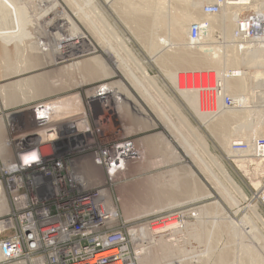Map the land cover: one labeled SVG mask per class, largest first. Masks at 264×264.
Wrapping results in <instances>:
<instances>
[{"label":"rangeland","instance_id":"374dc122","mask_svg":"<svg viewBox=\"0 0 264 264\" xmlns=\"http://www.w3.org/2000/svg\"><path fill=\"white\" fill-rule=\"evenodd\" d=\"M7 1L9 5V11H12L14 9L13 4L16 3V1L22 4L24 2L27 3L25 6L26 11L19 12L21 18L29 16L32 19H39L40 17H42V15L45 16V26L47 27H44V25L41 26L46 30L48 29V32L45 31L44 34L41 33L44 36L39 38L36 34H33V32L36 31V29H34V27L32 26L33 24L24 18V20L28 22V29L25 36L22 37L24 39L19 37V39L21 40L20 42H18V38H14L16 40H14L15 42L12 40L7 41L8 37L10 39V36H6L10 27L3 24L6 31H4V39L2 38V36H0V75L4 68L3 65L5 66V63L8 60V53H10L9 59L13 55H16L14 53L13 55L11 54L14 51L12 49L14 47L13 44H22L23 40V43L26 42V44L24 43L25 46H31L35 42H45L46 49L48 50L50 57H53L55 51H57V48L55 46L56 37L59 36L58 39H60L61 37H64L67 32L72 33V31L74 30L66 23H61V19H64L63 21L67 22L70 18L73 21L74 28L76 27V29L80 30L86 37H88L90 43L95 48L90 50V45L83 44L81 49L86 51L77 54V56H72L71 58L66 57L53 63L51 61L48 62V60L40 54V51L32 49L30 46H28L30 48L29 50H31L35 58H41V63L39 62L37 64L36 62H34V64H36L33 68L28 69L18 75L14 74L5 78H0V122L5 125L8 138L11 139V137L13 136L9 130V126L13 125V120L8 122L6 120V114H10L27 108L31 103L34 102L48 100L54 101L55 99L65 98L67 96H71L72 94L75 95V93L79 90L90 91L95 87H102L105 84L107 85L104 86L106 87V90L103 88L101 89L104 90L103 94L109 89L110 92H106L107 94H104L108 95L104 100L105 105L98 106L107 108L108 116L112 118V112L110 110V107L108 106V103L112 100L110 96L112 92L117 91L119 94H121L119 98L121 99L123 105L122 107L124 114L121 113V117L120 119H117V123L120 127L121 135L124 138H129L133 141V148L130 150L131 153L135 154L133 157L131 156V154H129L128 159L126 160L128 165L133 164V167L132 165H130L129 167L128 165H125L128 168V171H130L128 174L126 173L127 178L118 180L114 179L115 182L111 183L110 186H107L108 188L102 187V189L106 193L103 190L102 192L109 196L111 200L110 204L118 217V213H120L121 222L127 223L132 228H135V226H137V229H139V227L144 225H148L149 227L154 222L164 220L165 216L168 215L169 217H172V215L170 216V214H174L173 219L177 221V228L175 229V232L172 233L173 235H168L165 239H168L173 243L175 252L173 253V256L171 258L166 257L161 259V261L159 262L160 264H168L171 260H174L176 264H213L215 262L210 261H216V259L212 260L211 258H209V255H213L214 253H221L222 251H227V256L225 255L224 257L223 255L224 259L226 260V262L224 260L225 263H223L222 259L223 264H264V240H261L253 231V226L255 225V227L258 228L264 235V228H262L263 226L257 219V216L259 215L264 220V205L261 199L262 197H264V159L255 160L253 158L254 156L251 155L253 153L252 146H250L249 149L250 155L248 154L246 155V157H243L244 155L235 153L231 150H229V152H226V150L223 149L221 144L209 132V130H207V128L203 126V124L201 123L202 121L194 115L191 109L185 106L179 94L172 88L165 76V73L163 71L164 69H162L163 67L160 66V54L158 53L153 55L148 49V41H146L148 37H160L161 39L168 38L164 30L168 26L167 20H169V17L171 16H177V13L182 11V7H185V4L183 2L179 3L178 0H165L164 5L162 3L157 4V1L153 5L152 2L151 6L153 7V12L150 14L149 19L152 20L153 16H155L154 14H158V17L161 21V27L160 29H155L158 24L156 25L154 23L155 27L153 24V27H151L153 30L151 29L150 31H147L148 34H145L146 36L144 35L146 31L142 33L144 35L142 36V40L145 39V41H141L131 33L130 28L128 27L129 25L126 24L125 20L123 19V15H125L124 12L126 10L124 8L126 6L123 4V1L125 0H57L61 9L60 7H58L59 9L57 8V10L53 9L54 12L49 11V15L44 14L47 12V9L49 7L48 5H50L46 2L47 0ZM57 15H60L59 18H54L57 17ZM66 15L68 16V18ZM6 17V14H4L3 10L0 9V18ZM51 19L52 22H56V25L53 24V26L49 23L50 26H48L49 24L47 23L51 21ZM53 30L55 32H58L55 34ZM50 32L55 35L52 36ZM215 35L219 36V38L215 37L214 39L215 42H217L215 44V47L218 49L220 46L218 51L224 53L227 42L224 41V39H222L217 32L215 33ZM99 40H102V43ZM8 42L9 44H7ZM183 42H186L190 47H195L191 46L190 43L186 41L185 37ZM183 42L182 44H184ZM223 42H225L224 45ZM106 46L107 50L109 51V53H112L111 55L113 57L115 56L116 59L122 58L124 60V62H122V65H124V67L129 70L128 72L130 73V75L134 76L137 82L141 84V95L135 87L131 86L129 82L125 80L122 75L123 72L118 71L117 68L111 63L110 57L106 52H104V47ZM3 47L5 48V50ZM109 47L110 49H108ZM7 49H9V51ZM164 50L165 52L170 51V48L167 47V44ZM2 52L4 55L2 54ZM3 56L7 57V59L3 58ZM14 56L12 57L14 58L13 61H16V57ZM97 56L101 57L108 66L112 67L115 74L113 76H107L105 78L87 82V84L79 87L68 89V85H71L73 81L70 77L63 76L66 72L65 67H72L73 65H75L73 63L77 61H82ZM189 68L183 67L179 68L178 70H182L181 72H184L201 70L205 67ZM211 68L215 72L218 71L219 73H227L230 71H234L235 67L231 65H225L223 67H218L219 69L217 67ZM239 69L248 71L250 73L264 72L263 65L258 67H249L245 64H242L239 66ZM143 71L148 73V76L150 75L149 77L151 78V83L148 79H145L143 77ZM75 75L77 76V74ZM30 76H36L37 78H40L38 80H41V78L43 77L42 79H45V81H48L51 85H53V87L56 89V92L47 96L40 97L36 100L26 101L22 104L12 103V105H8L4 103L6 94H8L10 91L12 92L13 90V92L17 91V88L13 86V89L11 85L14 82H17V80L20 81L21 79H27ZM67 79H69L70 82H68ZM77 79L79 80L80 78L77 76ZM117 82L123 83V85H125L130 94L146 111V117L143 115L141 116V114H139L134 109L132 103H126L127 101H125V99L123 100V92L120 91V89L115 85ZM155 83L158 84V86ZM112 87H115V89ZM6 89L10 90L7 91ZM88 94H90V92ZM148 98H150L151 101L153 99L154 100L152 102H149L150 99ZM65 100L68 101L70 99L66 98ZM76 104L77 105H75V107L81 106V98L80 104ZM116 104L120 105V101ZM124 105L126 107H124ZM153 105L157 107L155 108ZM256 105L257 103H255L254 107H256ZM115 106L116 105L114 104V107ZM247 106L251 107L252 105L251 103H249ZM152 108L154 111L152 110ZM159 109L160 111H162V114L159 113ZM165 116L166 119L164 120ZM128 117L132 119V122ZM138 117H141L140 119H144V121L141 120V123ZM183 117L186 118V120H184ZM22 119L23 113L18 116L14 124L18 126L22 122ZM146 119H148V121ZM187 121L191 124L190 126L186 125ZM147 122H152V125H154H151L152 127H147L148 125H145V123L147 124ZM138 125L139 127L141 125L140 129H138ZM171 126L172 128H175V131L171 128ZM192 127L197 128L198 132L195 133L191 131ZM170 130H172L173 132ZM181 135L183 137H181L182 141L179 138ZM235 135L237 134H231L227 136L228 140H244L233 139L235 138ZM158 136L161 140L157 139ZM200 138L204 142H201ZM257 138H264V133L257 135L253 139L251 138L248 144L251 145V142L253 144V141L255 142ZM179 141L183 142V144L188 146V148H192V152L196 151L194 153V155L196 156V162L194 160L192 161L191 157H184V149L182 147L183 144L181 145ZM244 141L247 142L246 139ZM173 152L176 153L178 157H181V159H174L175 161L170 159L169 157H172ZM155 163L162 164L154 165ZM2 166L3 160L0 158V168ZM200 168H202V170ZM191 172L194 174H192ZM119 174H121V172ZM227 174L232 179V182H234V185L229 182ZM81 175L83 177L85 176L83 174ZM191 177L195 178L193 179ZM209 177H211V180ZM194 185L195 187L197 186L198 188H200V193L203 194L204 191V193H210L209 197L193 200L190 199V195H192L195 190ZM178 198H180L179 201ZM6 199L8 202L7 196ZM174 199H177L175 200L176 203L179 202L181 205H175V203H173ZM140 207H142L143 209L144 207H146V209L142 211L145 214H143L141 211L140 214L138 213L137 209L142 210V208ZM133 208L134 210L136 209L135 211L138 214L135 213V211L134 213H130V215L132 214V216H129L131 218H128V221L126 220L127 218L125 219V211L123 209H127V212H129V210H131L130 212H132ZM146 210L149 212H144ZM141 213L143 216L141 215ZM135 214H137L138 216H136ZM133 215L136 216V218L133 219ZM168 218L166 217V219ZM250 231H252L251 233H254L255 235L253 234L252 237H249L248 235H251ZM138 233V230H136V233L134 237L131 238L130 243L131 255L134 256V258H131L132 264H141L139 260L143 255H146L149 250V247L147 245H144V243L142 244V242L140 241ZM207 234L213 235L207 237ZM246 245H249L252 251H248L245 247ZM224 248H226V250H224ZM140 249H143V251L139 254L138 251ZM213 258H215V256ZM0 264L5 263H2L0 261Z\"/></svg>","mask_w":264,"mask_h":264},{"label":"bare ground","instance_id":"6f19581e","mask_svg":"<svg viewBox=\"0 0 264 264\" xmlns=\"http://www.w3.org/2000/svg\"><path fill=\"white\" fill-rule=\"evenodd\" d=\"M156 1L158 2L157 4H160V3H162L163 5L165 4L164 3L165 0H138V1L137 0L136 1L135 0H125V1H123L124 2L123 4L126 6V7L123 6L126 9L124 12L125 15H123L124 16L123 19L125 20V23L129 25L128 27L130 28L131 33L135 37H137L138 40L145 41V39L142 40V36H144L145 34L146 35L148 34L147 31H150L152 29L151 27H153L152 25L154 23L156 25L158 24L155 29H160V27H161V21L158 17V14H154L155 16H153L152 20L149 19L150 14L153 12V7L151 6V3L153 2V5H154V3H156ZM178 1H179V3L183 2L185 4L184 5L185 7H182L183 8L182 11L178 12L177 16H174V17L171 16V17H169V20H167L168 26L164 30H165V32L167 34L166 36H168V38L161 39L160 37L159 38L150 37L151 38L150 39L148 37L146 39V41H148V44H147L148 49L153 55L158 54V53L160 54L159 55L160 56L159 57L160 58V62H159L160 66L163 67L162 69H164L163 71L165 73L167 80L169 81L172 88L179 94V96L183 100L185 106L187 108L191 109L193 111L194 115L202 121L201 123L203 124V126L205 128H207V130H209V132L216 138V140L221 144V146L223 147L224 150H226V152H229V150L233 151L231 148V142L232 141L228 140L227 136H229L231 134H237V135H235V138H233L234 136L232 138L233 139H244V140L246 139V141L248 143V142H250L251 138L253 139L257 135L264 133V72L263 73H259V72H251L250 73L248 71H244L242 69H239V66L242 64H245L249 67H255V66L258 67L261 65L264 66V44L257 41V40L244 41L242 39H237V41H236V37L234 36V29H235L234 16L235 15L231 14L230 12L226 11L225 9L222 11V13L217 14V15H211V16L203 15L201 12V6L203 5V3L211 1V0H178ZM46 2L50 5H48L49 7L47 9V12L44 14L49 15L48 14L49 11L54 12L53 9L57 10V8L60 7L57 0H47ZM26 4L27 3H25V2L22 4V3L16 1V3L13 4L14 9L12 11H9L8 10L9 9L8 1L7 0H0V9H2L3 13L6 14V16H7L6 18H0V36H2V38L5 37L4 31H6V30L4 29V25H3V24H5V25L10 27V29L8 30V33L6 35V36H10V39L8 37L7 41H10V40L14 41L15 40L14 38H18V40H19L18 42H20L21 40L19 39V37H21V38L24 37L26 34V31L28 29V24H27L28 22H26L24 20V18L33 24L32 26L34 27V29H36V31L33 32V34H36L39 38L44 36L43 34L45 33V31L48 32L47 31L48 29L46 30L42 27L43 25H44V27H47V26H45V21H46L45 16L42 15V17H40L39 19H32L29 16H25L24 18H21V15L19 12L26 11V9H25ZM60 9H61V7H60ZM151 9H152V11H151ZM59 16L60 15H57V17H54V18H59ZM67 18H68V16H67ZM65 19H66V17H65ZM63 20L64 19H61L60 22L66 23L67 25H69L71 28L74 29L72 31L73 34L70 32H67V34H65V36L61 37L60 39H58L59 36L56 37L55 46L57 48V51H55L53 57H50V54H49L48 50L46 49L45 42H42V43L35 42L31 46L27 44L32 49L40 51V54L43 57H45L48 60V62L51 61L54 63L55 61L57 62V60L64 59L66 57L71 58L72 56H77V54H80L81 52L86 51V50L81 49L83 44L90 45L91 46L90 50L95 49L92 46V44L90 43L88 37H86L80 30L76 29V27L74 28L73 21L70 18H69V21H67V22H64ZM194 21H207V23H208V27H207V30L205 33L204 43L202 45H198V47H196V46L190 47L186 42L185 43L183 42L184 37H185L186 41L189 42L188 29L190 27V24ZM49 23L51 25H53V24L56 25V22H52V19L47 24H49ZM50 24L48 26H50ZM155 24H154V27H155ZM59 27H60V25H59ZM37 29H39V30H37ZM53 31H52V33H53ZM57 32H55V34ZM156 32H158V31H156ZM216 32L220 35V37L222 39H224V41L227 42L226 46H225L226 49H225L224 53L218 51L220 46L218 49L215 47V44L217 42H215L214 39H215V37L219 38V36L215 35ZM41 33H43V34H41ZM142 33H144V35ZM55 34H52V36H54ZM14 36H16V37H14ZM22 39H24V38H22ZM5 40H6V38H5ZM102 40L101 41L99 40V41L102 43ZM23 41H22V44L19 43V45L13 44L14 47L12 46L13 47L12 49L14 51L11 54L12 55H13V53L16 54L15 56L13 55L14 57H16V59H15L16 61H13L14 60V58H12L13 56L10 57V59H9L10 53H8L9 55L7 54L8 60L7 61L5 60L6 63H5V66L3 65L4 68H3V71L0 75V78H2V77L5 78V77H8V76L14 75V74L18 75V74H20V73H22L28 69L33 68L36 63L38 64L41 61L40 57H37V58L34 57L31 50H29L30 48L28 46L24 45V43L26 44V42L23 43ZM27 42H29V41H27ZM182 42L184 44H182ZM224 43L225 42H223V45H224ZM7 44H9V42ZM154 44H155V46H154ZM166 44H167V47L170 48L169 52H165V50H164ZM5 45H6V43H5ZM108 49H110V47ZM4 50H5V48H4ZM7 50L9 51V49H7ZM104 50H105L104 52H106L107 55L110 57L111 63L117 68V70L123 72L122 75L125 78V80L127 82H129V84L131 86L135 87L138 92H140L141 91V84L139 82H137V80L134 78V76L130 75V73L128 72L129 70H127L126 67H124V65H122V62H124V60L122 58L116 59L115 56L113 57L111 55L112 53H109V51L107 50V46L104 47ZM195 50H197V51H195ZM4 53H6V52H4ZM2 54H3V52H2ZM7 57L3 56V58H6V59H7ZM12 62H14V63H12ZM34 62H36V63L34 64ZM73 64H75V65H73L72 67L71 66L65 67L66 72L63 75L64 77H70L73 81V83L71 85H68V87H67L68 89H71L73 87H79V86H82L84 84H87V82H91V81H94L97 79L105 78L107 76H113L115 74L112 67L108 66L106 64V62L101 57H98V56L92 57L90 59L82 60V61H77ZM225 65L234 66L235 67L234 71H230L227 73L226 72L219 73L217 71L216 75L218 76V79L221 83V86H223L224 92L229 94L233 98L234 102L237 104V107L233 108V109H224L223 108L219 113H217L216 115H213L212 112H206V110H204L203 108H201L199 106L197 94L194 91H189V90H186V88H184V78H185L184 74H186L187 72H196V71H210V70L214 71L211 67H217L218 68V67H223ZM183 67H188V68L189 67H192V68L205 67V68H202L201 70L184 71V72H181L182 70H178L179 68H183ZM72 73L77 74V76L80 79L78 80L77 76L75 74H72ZM149 76H148V73L143 71V77L145 79H148L151 83V78ZM37 77H38V75H37ZM37 77L36 76L31 77L30 76L27 79H21L20 81L17 80V82H14L11 86L12 87L14 86L15 88H17V91L13 92L14 91L13 90L12 92L10 91L8 94H6L4 103H6L8 105L9 104L12 105V103H21L22 104L26 101L36 100V99H39L40 97L47 96L49 94L56 92V89L53 87V85H51L48 81H45V79H42L43 77L41 78V80H38L40 78H37ZM67 80H68V82H70L69 79H67ZM120 82H117L115 85L117 88L120 89V91L123 92V96H124L123 100L125 99V101H127L126 103H128V102L132 103L134 106V109L139 114H141V116L143 115L146 117L147 114H146V111L144 110V108L142 106H140L139 102L130 94L129 90L125 87V85H123V83H120ZM196 82L198 83V79L196 80ZM156 85L158 86V84H156ZM104 86H107V85L104 84ZM104 86L95 87L90 91L89 90H87V91L79 90L75 93V95L72 94L71 96H67L65 98L55 99L54 101L53 100L46 101L45 102L46 106L50 107L49 108L50 109V111H49L50 117L53 119H58L61 116L72 115L76 119H78L77 114L87 112L88 107L94 108V105H97V104L104 106L105 105L104 104L105 97L108 96V95H104V94L106 92H110L109 91L110 89H109V90L105 91V93L103 94L104 90H101V89L102 88L105 89L106 87H104ZM14 87H13V89H14ZM154 87H155V85H154ZM9 88H10V86H9ZM108 88H109V86H108ZM112 88L115 89V87H112ZM9 90H7V91H9ZM84 90H86V89H84ZM88 91L90 92V94H88L89 93ZM122 92H120V93H122ZM4 93H6V92H4ZM141 94L142 93L140 92V95ZM120 95L121 94H119L118 91L112 92L111 96L109 94V96L112 98V100L108 103V106L110 107V110L112 112V118H114L116 121H117V119H120V117H121L120 115H121V113H123V107H122L123 105H122L121 99L119 98ZM3 98H4V96H3ZM66 98H68L70 100L67 101V100H65ZM80 98H81V104H80ZM88 98H91L93 101L86 102ZM102 98H104V99H102ZM143 99H144V97H143ZM148 99H150V98H148ZM119 101H120V105L119 104L117 105L116 103L117 102L119 103ZM152 101L150 99L149 102H152ZM39 102H42V101H39ZM51 102H53V104H51ZM37 103L38 102L31 103L27 108L21 109L19 111H16V112H13L10 114H6L7 115L6 120L8 122L13 120V125L9 126V130L13 135L11 137V139L8 138V134H7V130L5 128V125H3V123L0 122V158L3 160V166L0 168V176H1V173L4 174V171L9 169V164L15 159V156H16L15 151H17V148L15 147V145H18V144H20V146L25 145L27 142H29L28 139L32 137V136H29L26 134L28 133L27 128L30 129V127L35 124L34 119L36 118L35 114H36V110L38 109V105L35 106L34 111H33V107L31 108V105H35ZM76 103H78V105L80 104L81 106H78V107L76 106L77 107L76 108L75 107V105H77ZM113 103L116 105L115 107H114ZM249 103H251V105H252L251 107L247 106ZM255 103H257L256 107H254ZM73 105H74V107H73ZM124 107H126V106L124 105ZM152 110H153V108H152ZM159 111H160V109H159ZM42 112L45 113V109H42ZM124 112H125V110H124ZM161 112L162 111H160L159 113H161ZM21 113H23L22 122L18 126H16L14 123ZM123 116H125V115H123ZM160 116H158V117H160ZM128 118L132 122V119H130V117H128ZM140 118L138 117V119H140ZM165 119H166V116H165L164 120ZM183 119L186 120V118H184V117H183ZM141 120L142 119H140V121ZM146 120L148 121V119H146ZM142 121H144V119ZM142 121H141V123H142ZM186 123H187L186 125H189V126L191 125L188 121ZM145 125H148L147 127H149L152 125V122L151 123L147 122V124L145 123ZM165 125H166V123H165ZM138 127H139V125H138ZM140 127H141V125H140ZM140 127L138 129H140ZM171 128H172V126H171ZM142 129H143V127H142ZM172 129L174 130L175 128H172ZM191 129H192L191 131H193L195 133L198 132V129L195 127H192ZM170 131H172V130H170ZM238 133H239V135H238ZM36 135L34 134L35 137H36ZM47 136L48 135H46L45 137H47ZM181 137H182V135L179 137L182 141L183 137L182 138ZM157 139H159V136ZM159 140H161V139H159ZM162 140H164V139H162ZM200 140H201V138H200ZM244 140H236V141H244ZM202 141L203 140H201V142ZM157 142H156V144H157ZM255 142L253 141V144L251 142V145H250L253 147V153L251 155L254 156L253 158L255 160H263L264 157H256L258 154L256 151ZM162 143H163V141H162ZM180 143H181V145L183 144V142H180ZM182 147L184 149V157L185 158L191 157L192 161L194 160L196 162V156L194 155V153L196 151L192 152L193 151V150H191L192 148H188V146H186L184 144L182 145ZM233 152H235V151H233ZM235 153H238V152H235ZM129 154H131L132 157L135 155V154L131 153V150L129 151ZM238 154H240V153H238ZM248 154L250 155V153L241 154V155H244L243 157H246V155H248ZM230 155H231V152H230ZM169 158L172 159L173 161H175L174 159H177V158L181 159V157H178V155L174 152L172 153V157H169ZM127 159H128V157L126 158V160ZM93 163L94 162L91 161L90 158H88V157L77 158L75 160V163H74V166H76V169L74 170V173H73L74 177L76 179H79V181L81 183H83L86 188L97 189L98 194H99V199H101L102 201L105 202V208L108 211H112L113 216L117 217L116 212L114 211V209L112 208V206L110 204L111 200H110L109 196H107L105 194L106 192L102 189V187L108 188L107 186H110L111 183L115 182L114 179L118 180V179L127 178L126 173L128 174L130 171H128V168L125 166V170H123V172L121 171V174H119L120 172L117 174H110V175L106 174V176L104 177V174L102 173L101 169L97 165H94ZM197 163H199V162H197ZM160 164H162V163H158V164L155 163L154 165H160ZM125 165H128L127 162H125ZM130 165H132V167H133V164H129L128 167ZM200 169L202 170V168H200ZM203 171H205V170H203ZM173 172H174V170H173ZM191 173H190V176H191ZM81 174H83L85 176L83 177ZM192 174H194V173H192ZM192 176H194V175H192ZM227 176H228L229 182L234 185V182H232V179L229 177L228 174H227ZM195 177H196V175H195ZM195 177H191V178L194 179ZM104 178H106V179H104ZM209 178L211 180V177H209ZM107 179H109V180H107ZM0 183H1L0 184V217H4L9 213V210L11 208V203H10L9 195L7 196V194H5L6 188H5V184H4L3 180L2 181L0 180ZM92 184H94V185H92ZM195 184H197V183H195ZM194 187H195V185H194ZM194 187H192V188H194ZM196 187H195V190L196 189L197 190L195 191L193 189L194 192L192 191L193 192L192 195H190V197L188 196L190 199L193 200V199H198V198L209 197L210 193H208V192L204 193L205 192L204 191L202 194L199 191L200 188H198V187L196 188ZM224 189H226V188H224ZM102 190L105 193L102 192ZM201 191H202V189H201ZM263 193H264V190H263ZM6 196L8 198V202H7ZM189 198H188V200H189ZM179 199L180 198H178V201H179ZM175 200H177V199H174V201H173V203H175V205H177V204L181 205L178 201H177L178 203H176ZM124 201H126V200H124ZM171 203H172V201H171ZM140 208H142V207H140ZM145 209H146V207H144V209L142 208V210L137 209V211L140 214V211L142 212ZM123 210L126 213V214L124 213L125 219L127 218L126 220H128V218H131L129 216H132V214L130 215V213H134V211L136 209L134 210V208H133L132 212H130L131 210H129V212H127L128 211L127 209H123ZM147 210H148V208H147ZM147 210L144 212L148 213L149 211H147ZM158 211H159V209H158ZM155 212H157V211H155ZM135 213H137V212L135 211ZM142 213H141V215H142ZM150 213H151V211H150ZM137 214H135V215L138 216ZM143 214H145V213H143ZM171 215H172V217H169L168 215L165 216V219H166V217L167 218L169 217L166 220L164 219V220H160L158 222H154L151 225L149 224L150 225L149 227H148V225H144V226L139 227V229H137V226L135 228L131 229V231H132L131 232L132 233L131 238L134 237L136 230H138V232H139L138 237H139L140 241L142 242V244L144 243V245H147L149 247L148 253L146 255H143L144 257L142 256V258L139 260V262L141 264H158L161 261V259L166 258V257L171 258L173 256V253L175 252V247L170 240L165 239L166 236L174 233L175 229L177 228V225H176L177 221L173 219L174 214H170V216ZM136 216L133 215V219L136 218ZM139 217H140V215H139ZM163 218H164V216H163ZM257 219L261 223V225L263 226L262 228H264V220L259 215L257 216ZM253 227H254L253 231L258 235V237L261 240H264V235L262 234V232L258 228H256L255 225ZM197 230H199V229H197ZM251 232L252 231H250V233ZM253 234L251 233V235H248V234L247 235L249 237H252ZM207 235H208L207 237H210L213 234H207ZM254 238H255V236H254ZM135 239H136V237H135ZM138 242H139V240H138ZM245 247L247 248L248 251H252L250 249L249 245H246ZM224 250H226V248H224ZM142 251H143V249H140L138 251L139 254ZM226 254H227V251H222L221 253H214L213 255H209V258H211L212 260L216 259V261H210V262H215L213 264H223L226 262V260L224 259ZM223 255H224V257H223ZM214 256H215V258H213ZM222 259H223V263H222ZM224 260H225V262H224ZM0 261L2 263H5V264H26L22 260L21 261H12V260L7 259L5 253L3 252L2 249H0ZM129 264H132L131 258L129 259ZM168 264H176V263L174 262V260H171Z\"/></svg>","mask_w":264,"mask_h":264},{"label":"built area","instance_id":"2783aa9c","mask_svg":"<svg viewBox=\"0 0 264 264\" xmlns=\"http://www.w3.org/2000/svg\"><path fill=\"white\" fill-rule=\"evenodd\" d=\"M224 9L235 15L236 41L264 44V0H211L201 6L206 16ZM207 27V21L190 24L191 46L204 43ZM184 75V88L197 94L199 106L206 112L216 115L223 108L237 107L215 71ZM45 102L31 105L33 111L38 105L35 124L27 128L26 135L32 137L25 145H15V159L0 176L11 203L9 213L0 217V249L7 259L26 264H129L134 258L132 227L121 222L120 213L114 217L99 199L98 190L86 188L73 173L79 157L90 158L104 177L123 171L133 141L121 135L105 107H88L87 112L77 114L78 119L72 115L53 119ZM255 147L256 157H264V138H257ZM231 148L250 153V145L244 141L233 140ZM261 199L264 205V197Z\"/></svg>","mask_w":264,"mask_h":264},{"label":"snow or ice","instance_id":"6c2138e0","mask_svg":"<svg viewBox=\"0 0 264 264\" xmlns=\"http://www.w3.org/2000/svg\"><path fill=\"white\" fill-rule=\"evenodd\" d=\"M29 159H32V160H34L35 159V157H30ZM27 162V161H26Z\"/></svg>","mask_w":264,"mask_h":264}]
</instances>
